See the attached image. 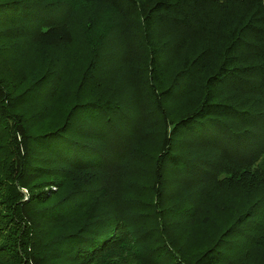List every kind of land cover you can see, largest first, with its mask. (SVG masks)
Wrapping results in <instances>:
<instances>
[{
    "label": "trees",
    "instance_id": "16d2710c",
    "mask_svg": "<svg viewBox=\"0 0 264 264\" xmlns=\"http://www.w3.org/2000/svg\"><path fill=\"white\" fill-rule=\"evenodd\" d=\"M103 1L138 34L123 79L72 68L76 102L55 119L65 68L41 50L73 44L69 13L0 0V264H264V0ZM10 53L45 70L16 81ZM133 79L162 123L147 181L124 137Z\"/></svg>",
    "mask_w": 264,
    "mask_h": 264
},
{
    "label": "rangeland",
    "instance_id": "374dc122",
    "mask_svg": "<svg viewBox=\"0 0 264 264\" xmlns=\"http://www.w3.org/2000/svg\"><path fill=\"white\" fill-rule=\"evenodd\" d=\"M52 2L59 4L64 13H69L68 16L71 27L75 34L74 42L70 46H58L41 50L43 52L42 58L46 62L49 63V61H53L55 64L57 62L64 64L63 90L60 97L54 101V103H56V108H58L60 104L61 105L59 110H56L53 106L51 107L52 110L55 109V114L52 113L53 117L55 119H63L66 118V114L68 116L72 106L76 102L73 90L71 89L75 84L73 78L76 77L74 76L73 69L77 67L80 71L86 72L88 67L91 66L92 61L96 60L94 72L100 71V76L105 75L111 78L114 84L116 81H121L123 76L121 72L118 71L122 59V55L120 54L128 48L124 49L125 46L133 45L134 40L138 41V34H134V30H132L129 35L123 32L121 29L123 23L120 22L117 17L110 14L103 0H92L90 3L81 0H52ZM168 33L169 32H163L161 40L162 44L166 47L167 57H173V49L170 46L171 41L168 37ZM24 48L28 49L29 47L24 46ZM2 50L3 49H1L0 52H3ZM6 50L7 49H5V51ZM19 50H21V48ZM11 53L7 57L9 65L8 74L12 76L14 80L18 81V76H23L24 78L34 76L27 81L31 82L35 77H39L40 74H42V70H45V68H41L40 66L33 67L27 64L22 65L18 56L15 57L14 54ZM18 54L19 51L15 52V55ZM170 62V70L167 73V77L170 79L169 82H171L174 77V66L176 64V62H172L171 59ZM55 64L53 65L52 63L53 67H58ZM78 73L80 74V72ZM133 80L136 84V91L140 92L139 102H141L142 105H139L138 110L132 107L127 111L129 113H136V116L138 113L140 119L137 125L138 129H134L133 131V127L136 126L133 124L125 133L124 137L129 145L139 150L140 154H142L141 150L144 152L140 162L143 170L141 177L143 181H147L149 175L146 171L151 170L152 161L150 158H147L146 152H155L158 144L157 142L161 139L162 123L160 116L152 110L148 103H146L149 102V100L141 81L136 79ZM44 104L46 103L41 102L44 111L47 112L49 106H45ZM172 105V109H182V104L179 101H175ZM78 116V114H75V119L71 120L75 130L82 129L85 123L80 119L81 116ZM121 129L122 125L119 124L116 126L115 131L119 133ZM0 141L4 142V145L7 146L8 139L3 133ZM21 192L25 194L27 191L21 190ZM206 228L208 234L202 233L203 235H214V225L211 224Z\"/></svg>",
    "mask_w": 264,
    "mask_h": 264
}]
</instances>
